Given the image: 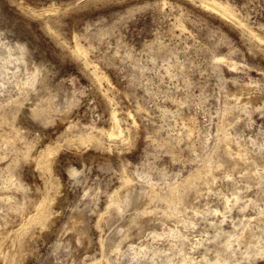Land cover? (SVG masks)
I'll list each match as a JSON object with an SVG mask.
<instances>
[{
  "label": "rangeland",
  "instance_id": "374dc122",
  "mask_svg": "<svg viewBox=\"0 0 264 264\" xmlns=\"http://www.w3.org/2000/svg\"><path fill=\"white\" fill-rule=\"evenodd\" d=\"M19 1L0 0V264L31 234L22 264H264V0ZM185 186L176 213L148 195Z\"/></svg>",
  "mask_w": 264,
  "mask_h": 264
},
{
  "label": "bare ground",
  "instance_id": "6f19581e",
  "mask_svg": "<svg viewBox=\"0 0 264 264\" xmlns=\"http://www.w3.org/2000/svg\"><path fill=\"white\" fill-rule=\"evenodd\" d=\"M14 1V0H13ZM22 1V0H21ZM21 1H19V6H21L22 8H24V9H26L27 10V12H30V13H33V14H35V13H37V10L36 9H34V8H31L28 4H24V3H22ZM205 2L207 3V5L208 6H210L211 8H213V9H215L216 11H218L219 13L221 12L222 14H224V15H228V16H234V10H233V8L231 7V5L229 4V2H227V1H224V0H205ZM204 2V3H205ZM209 7V8H210ZM207 8V7H206ZM45 10V9H44ZM50 10H55V9H50ZM211 10V9H210ZM214 12V11H213ZM45 14V13H44ZM28 15V14H27ZM30 15V14H29ZM36 15H38V14H36ZM215 15V14H214ZM237 15V14H236ZM33 17V16H32ZM235 20V19H234ZM228 21V20H227ZM234 22V21H233ZM262 32V31H261ZM251 33H255V31L253 32H251ZM253 36V35H252ZM257 36H260V35H257ZM255 37V36H254ZM263 39V38H262ZM261 39V40H262ZM264 40V39H263ZM262 42V41H261ZM76 43V42H75ZM75 45V44H74ZM77 45V44H76ZM79 45V44H78ZM78 45H77V48H78ZM79 47H80V45H79ZM2 48H3V46H2ZM82 48V47H81ZM4 49V48H3ZM75 49H76V47H75ZM77 50V49H76ZM82 50V49H81ZM0 51H1V48H0ZM78 51V50H77ZM83 52V51H82ZM87 53V52H86ZM25 56V55H24ZM225 60V59H224ZM105 75H106V73H105ZM104 75V76H105ZM108 76V75H107ZM110 80V79H109ZM250 83V82H249ZM249 94V93H248ZM103 95V94H102ZM129 113V112H128ZM225 113V112H224ZM113 116V115H112ZM116 117V116H115ZM225 121V120H224ZM223 121V122H224ZM98 130V129H97ZM109 132V136H113V134H119L120 133V130H119V128H118V124H117V122L116 121H114V123L112 124V126H111V129L108 131ZM107 132V133H108ZM92 134V133H91ZM7 136V135H6ZM9 138V137H8ZM12 139V138H11ZM100 139V138H99ZM99 139H96V141L98 142V140ZM241 139V138H240ZM9 140V139H8ZM15 140V139H14ZM13 140V141H14ZM16 141V140H15ZM20 141V140H19ZM80 141V140H79ZM8 142H10V140L8 141ZM14 143H16V142H14ZM18 143V142H17ZM10 144H11V142H10ZM13 144V143H12ZM101 145V144H100ZM13 146H15V145H13ZM29 147V146H28ZM35 147V145H33V143L31 144V146H30V151L32 150L31 148H34ZM26 148V147H25ZM24 148V149H25ZM75 148V147H74ZM77 148V147H76ZM64 149V148H63ZM223 150L224 151H226L225 153H229L231 156H232V158L236 161L235 163H238V162H240V161H244V160H246V159H249L248 158V154H246L247 152L246 151H243L242 149H237V148H235L233 145H231V144H229V142L228 143H226L225 142V145H224V148H223ZM24 151V150H23ZM22 151V152H23ZM223 151V152H224ZM25 152V151H24ZM27 152V151H26ZM49 152V151H48ZM82 152H84V151H82V148H77L75 151H73V153L71 154L73 157H80L81 155H82ZM27 154V153H26ZM26 154H25V156L23 157L24 159H25V157H26ZM47 154V153H46ZM53 154H52V152L51 153H49L48 154V156H46L47 157V159H46V162H45V164L44 165H42V167H41V171H42V173L44 172H49L50 171V162H52V161H54V158H53V156H52ZM23 156V155H22ZM93 156V155H92ZM27 157H29V156H27ZM56 159V158H55ZM29 160V159H28ZM41 160V159H40ZM40 160H39V163H40ZM25 161V160H24ZM32 162V161H31ZM33 162H34V160H33ZM22 163H24L25 165H26V163L25 162H22ZM30 163V162H29ZM232 163V162H231ZM252 163V162H251ZM259 163V162H258ZM35 164V163H34ZM36 165V164H35ZM25 167V166H24ZM36 167V166H35ZM40 169V168H39ZM23 171L25 172V175L26 176H29L32 172L29 170V168H27V167H25L24 169H23ZM40 171V170H39ZM51 172V171H50ZM49 172V173H50ZM250 172V171H249ZM259 172V171H258ZM203 173H204V171H203ZM203 173H202V175H203ZM41 174V173H40ZM201 174V173H200ZM207 174V173H206ZM251 174V173H250ZM257 174V173H256ZM51 175V174H50ZM259 175L260 176H264V173L262 172V173H259ZM31 176V175H30ZM204 176V175H203ZM206 176V175H205ZM252 176V175H251ZM128 178V177H127ZM200 178V177H199ZM202 178V177H201ZM206 178V177H205ZM209 178V177H208ZM207 178V179H208ZM196 179V178H195ZM194 179V180H195ZM206 179V180H207ZM251 179V178H250ZM152 181V180H151ZM193 181V180H192ZM192 181L191 182H189V183H187V186H189V187H191L190 185H191V183H192ZM212 181V180H211ZM250 181V180H249ZM129 181H128V179H126V178H124L123 177V180H121L120 181V184L119 185H117L118 187H122L123 185H126L125 183H128ZM210 182V181H209ZM262 184V183H261ZM260 184V185H261ZM193 185H195V181H194V184ZM127 186V185H126ZM187 186H185V187H176V188H173V187H169V188H167L166 190H165V192L163 193L162 192V194L160 195L159 193H158V188H152L151 187V189H149V192H148V195H151L152 197H158V198H160L161 199V204H162V209L161 210H166L167 211V209H169V210H171V211H175L174 213H176V211L177 210H180V209H186V207L187 206H189V205H191L192 206V203H193V201H192V199H195L194 198V196H192V195H187L185 192H187L186 190H185V188L187 187ZM212 186V185H211ZM118 187H116L115 189H114V187H113V191L108 195V205H107V207H105L106 209H109L110 207V209H112V205H116V203H117V200H118V196H119V194L121 195V193H119L118 194ZM205 187V186H204ZM212 188V187H211ZM192 189V188H191ZM204 189V188H203ZM210 189V188H209ZM111 191V190H110ZM121 191V190H120ZM148 191V190H147ZM193 191H195L194 189H193ZM161 192V191H160ZM197 192V191H196ZM199 192V191H198ZM197 192V193H198ZM201 192V191H200ZM203 193V192H202ZM158 195H160V197L158 196ZM195 195V194H194ZM197 195V194H196ZM195 195V196H196ZM201 195H203V194H198V196L197 197H201ZM205 195V194H204ZM220 195V194H219ZM152 197H149V199L150 198H152ZM156 198H154V199H156ZM46 199V198H45ZM159 199V200H160ZM157 200V199H156ZM199 200V199H198ZM38 201V200H37ZM37 201H36V204H37V208L35 209V212H33V214H31L30 215V217L33 219V222H34V220L37 222V224H39V226H40V228H43V227H45V226H48V224L50 223V216L48 217V215L46 214V205H47V200L45 201L44 200V198L43 199H40L39 201H38V203H37ZM253 202V201H252ZM51 203V202H50ZM228 203V202H227ZM194 205V204H193ZM234 205V204H233ZM52 206V205H51ZM50 206V207H51ZM119 207H120V205H119ZM198 207V206H197ZM104 208V209H105ZM109 209V210H110ZM119 209V208H118ZM145 209V208H144ZM153 209V208H152ZM184 209V210H185ZM188 209V208H187ZM113 210V209H112ZM47 211H48V209H47ZM102 211V210H101ZM108 211V210H107ZM106 211V212H107ZM144 211V210H143ZM181 211V210H180ZM183 211V210H182ZM15 212V211H14ZM105 212V213H106ZM146 212V211H145ZM148 212V211H147ZM150 212V211H149ZM21 213H23V211L21 212ZM143 213V212H142ZM172 213V212H171ZM24 214V213H23ZM49 214V213H48ZM103 214V213H102ZM108 214V213H107ZM22 215V214H21ZM25 215H28V214H25ZM50 215H51V213H50ZM226 216V215H225ZM27 216H25V218H26ZM29 217V216H28ZM52 217V216H51ZM139 217H140V215H139ZM24 218V217H23ZM24 218V219H25ZM189 218V217H188ZM21 219H22V217H21ZM27 219V218H26ZM25 219V220H26ZM170 219V218H169ZM263 219H264V217H263ZM25 220L23 221V220H21L22 222H25ZM31 220V219H30ZM26 221H28V220H26ZM54 221V220H53ZM138 221H140V219L138 218V214H134L131 218H130V221H129V224H128V226H126V228L125 229H123V233L124 234H130L131 235V233H132V227L134 228V226L137 224V222ZM164 222H166V221H168L167 219H165V220H163ZM190 221V220H189ZM97 222V221H96ZM188 222V221H187ZM29 223V222H28ZM32 223V221L29 223V225ZM35 223V222H34ZM33 223V224H34ZM26 224V223H25ZM37 224H35V226L37 225ZM163 224V223H162ZM20 225H22L23 226V224H21L20 223ZM254 225V224H253ZM136 226H138V225H136ZM177 226V225H176ZM20 227V226H19ZM26 226L24 225V228H25ZM37 228H38V226H36ZM189 227V226H188ZM23 228V227H22ZM33 227H31V229H32ZM48 228H50V227H48ZM16 229V228H15ZM21 229V228H20ZM20 229H18V230H20ZM30 229V230H31ZM36 229V228H35ZM184 229V228H183ZM248 229V228H247ZM11 230V229H10ZM9 230V231H10ZM27 230V229H26ZM37 230V229H36ZM5 231V230H4ZM9 231H5V233H8ZM35 231V230H34ZM43 231V230H42ZM42 231H39L38 232V237H37V240L36 241H34L33 243L34 244H38L40 241H41V239H42V237H43V234H44V232H42ZM33 231L31 230L30 232H29V234H31ZM157 232V231H156ZM10 233H11V231H10ZM19 233H20V231H19ZM175 233V232H174ZM181 233V232H180ZM185 233V232H184ZM0 234H2V233H0ZM27 234V233H26ZM28 234V235H29ZM35 234V233H34ZM37 234V233H36ZM35 234V235H36ZM80 234V233H79ZM84 234V233H83ZM155 234V233H154ZM167 234V233H166ZM189 234V233H188ZM187 234V235H188ZM3 235V234H2ZM1 235V236H2ZM12 235V234H11ZM129 235V236H130ZM139 235V234H138ZM156 235V234H155ZM180 235V234H179ZM252 234L250 233V232H248L247 230H246V232H243V233H241V235L239 236V237H237V238H239V240L240 241H242V240H244L245 242H249L250 241V238H252V236H251ZM6 236V235H5ZM8 236H9V234H8ZM18 236V235H17ZM21 236H23V235H21ZM31 236H33L32 234H31ZM30 236V237H31ZM47 236V235H46ZM85 236V235H84ZM141 236V235H140ZM157 236V235H156ZM159 236V235H158ZM173 236V235H172ZM185 236V235H184ZM190 236H191V234H190ZM30 237L29 236H23L21 239H20V241L18 242L19 244L16 246V251L15 250H13V251H15L14 252V254H12V255H9L8 256V258H9V260H10V264H22V262L25 260V257H26V255H27V253H30V252H33L34 251V248H32V249H29V246L31 247V242H29L30 241ZM36 237V236H35ZM143 237V236H142ZM188 237H189V235H188ZM192 237V236H191ZM190 237V238H191ZM201 237V236H200ZM12 238V237H11ZM15 238V237H14ZM83 238V236L81 235V236H79L78 237V239H82ZM174 238V237H173ZM172 238V239H173ZM150 239V238H149ZM163 239V238H162ZM164 239H165V237H164ZM192 239V238H191ZM196 239V238H195ZM253 239V238H252ZM173 240H175V239H173ZM187 240V239H186ZM4 240H3V237H0V256L1 257H7V251L5 250V249H3V246H2V243H4L3 242ZM10 241H11V239H10ZM85 241V240H84ZM154 241V240H153ZM170 241V240H169ZM199 241V240H198ZM227 241V243L226 244H229V240H226ZM236 241H238V240H236ZM243 241V242H244ZM254 241V240H253ZM15 242V241H14ZM16 242V243H17ZM147 242V241H146ZM192 242H194L193 240H192ZM202 242V241H201ZM244 242V243H245ZM13 243V242H12ZM32 243V244H33ZM82 243V242H81ZM151 243V242H150ZM154 243V242H153ZM168 243V242H167ZM170 243V242H169ZM40 244V243H39ZM149 244V243H148ZM157 244V243H156ZM245 244H247V246H248V243H245ZM13 245H14V243H13ZM99 245H102V244H99ZM114 245V244H113ZM112 245V246H113ZM154 245V244H153ZM132 246H133V244H132ZM254 246V245H253ZM32 247H33V245H32ZM35 247V246H34ZM102 247H103V245H102ZM184 247V246H183ZM249 247H250V245H249ZM4 248H6L5 246H4ZM12 248V247H11ZM138 248H139V246H138ZM143 248H144V246L142 245V246H140V249H142L143 250ZM240 248V247H239ZM246 248V247H245ZM103 249V248H102ZM152 249V248H151ZM159 249V248H158ZM164 249H166V248H164ZM6 251V253H5V251ZM134 250H135V248H134ZM139 250V249H138ZM174 250V249H173ZM263 250V249H262ZM261 250V251H262ZM120 251V250H119ZM135 251H137V250H135ZM171 251V250H170ZM139 252V251H138ZM142 252V251H141ZM167 252V251H166ZM185 252H186V250H185ZM102 253V252H101ZM106 253V252H105ZM132 253V252H131ZM146 253V252H145ZM170 253V252H169ZM9 254H10V252H9ZM117 254V253H116ZM184 254V253H183ZM100 255V254H99ZM138 255H139V253H138ZM162 255V254H161ZM28 256H29V254H28ZM106 257V256H105ZM143 258V257H142ZM153 258V257H152ZM95 260V259H94ZM99 260V259H98ZM106 260V259H105ZM118 260V259H117ZM151 260V259H150ZM170 260V259H169ZM186 260V259H185ZM184 260V261H185ZM26 261V260H25ZM159 261V260H158ZM183 261V262H184ZM143 262V261H142ZM25 263V262H24ZM105 263V262H104ZM108 263V262H107ZM111 263H114V261L113 262H111ZM158 263V262H157ZM185 263V262H184ZM219 263V262H218ZM102 264V263H101ZM110 264V263H109ZM120 264V263H119ZM136 264V263H135Z\"/></svg>",
  "mask_w": 264,
  "mask_h": 264
}]
</instances>
